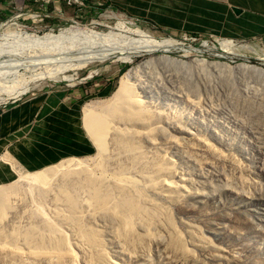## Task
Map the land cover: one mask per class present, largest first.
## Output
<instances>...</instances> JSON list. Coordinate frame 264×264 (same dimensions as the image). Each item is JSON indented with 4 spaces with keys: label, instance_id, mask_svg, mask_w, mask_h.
<instances>
[{
    "label": "rangeland",
    "instance_id": "obj_1",
    "mask_svg": "<svg viewBox=\"0 0 264 264\" xmlns=\"http://www.w3.org/2000/svg\"><path fill=\"white\" fill-rule=\"evenodd\" d=\"M84 5L16 20L26 12L10 5L0 23L39 37L15 33L3 53L53 57L56 76L76 78L44 80L21 98L80 94V125L91 145L88 155L41 170L12 165L15 179L0 184V264H264V77L252 66L264 61L249 52L232 59L218 45L226 39L264 54V39L173 35L102 2ZM121 20L156 39L194 48L205 41L216 51L83 66L76 58L86 54L126 55L137 38ZM30 71L0 74V93L28 81ZM128 73L142 106L115 100Z\"/></svg>",
    "mask_w": 264,
    "mask_h": 264
},
{
    "label": "crops",
    "instance_id": "obj_2",
    "mask_svg": "<svg viewBox=\"0 0 264 264\" xmlns=\"http://www.w3.org/2000/svg\"><path fill=\"white\" fill-rule=\"evenodd\" d=\"M0 0V23L10 5ZM107 4L127 16L145 20L154 29L196 37L232 40L264 39V0H88ZM72 101L45 92L0 107V184L24 171L44 169L66 156L88 155L91 145L81 128L80 94ZM20 175H18L19 177Z\"/></svg>",
    "mask_w": 264,
    "mask_h": 264
},
{
    "label": "bare ground",
    "instance_id": "obj_3",
    "mask_svg": "<svg viewBox=\"0 0 264 264\" xmlns=\"http://www.w3.org/2000/svg\"><path fill=\"white\" fill-rule=\"evenodd\" d=\"M24 16L32 17V15L28 13H23V14H19L16 17H14V19L16 20L19 18H23ZM113 17L118 19L114 15ZM6 23L0 24V74H4V75L10 74V75L19 76V75H24V73H19L20 71L31 70L30 73L27 74V75H30L31 77L28 81L27 79H25L26 83H23L25 80H22L23 81L22 83L21 81L20 82L15 81V82H12L10 86H7L3 90V92L0 93V104L3 105L9 101L18 100L22 96L31 92L32 90L41 88L44 80L46 81L49 80L52 83L60 82L63 80L67 82L75 81L76 78L74 76H70V77H60L59 76L58 77L56 76L57 72H54L53 69H49L50 67H53V65L57 61L53 57L37 56V55L22 57V56L16 55V52L13 53L14 55L9 53L8 51L3 53V51H1V48H5L6 47L5 45H9V43L6 42L7 40H9V37L15 38L14 36L16 35L17 36L16 38L20 36V37H30V38L39 39V37L36 34L29 33L27 30L24 32L20 30L17 31L16 28L22 27V24H6ZM118 24L123 26V29H125L126 32L131 34V36H134L137 38V39H134V38L131 39L132 41L131 46L127 48L126 55L123 58H119L117 55H115V53H106L109 51L108 50L106 52L96 54V55L86 54L85 56H80V57H77L76 59L81 60V62L86 61L85 63L83 62L84 63L83 66L85 65L87 66L88 65L87 63H90V65H92L98 62H105L107 60L115 61L117 59L118 60L120 59L128 63H133V58L135 57L153 55L158 52L164 53L166 56H168L169 54L173 52L184 53L187 55L194 56V54H197V53H205V54L211 55V53L216 51L215 50L216 48L214 46H211L208 42H205V41L201 42L199 48H194V47H189V46L187 47L173 38L156 39L154 36L149 35L148 33L138 28V26L134 23L121 20L120 22H118ZM13 30L16 32H13ZM49 37H51L50 33L46 34L44 37H41L40 39H45ZM4 42L6 43L3 44ZM2 45H4L5 47L4 46L2 47ZM218 45L222 47V50L224 49L225 51L229 52V54L233 57L232 59L245 58V53L249 52L253 54L254 56H257L256 57L257 60L264 61V54L260 53L259 49L255 45L244 44V45L238 46L233 41L226 40V39L218 40ZM65 59H73V57L65 58ZM88 59H91L92 61H88ZM76 65H79V64H76ZM254 65L252 66L253 68L257 70V73H260V75L264 77V68L258 65L256 66ZM39 68H43L44 70H47V71L37 73V69L39 70ZM37 76L39 77L38 80H37ZM130 78H131V73H128L125 77L121 78L117 92L115 94V97H116L115 100L116 102H120L122 107H125V108L131 107L132 105H134L135 107L140 104L142 106L141 101H139V97L135 94V92L133 91L131 87L132 85L130 84V81H131ZM105 127H106L105 123H102L99 126L100 132H97V133H102L105 130ZM4 196H5L4 192L0 191V218L2 217V212H3L5 201H6V199L3 200ZM129 205L133 206V203H129Z\"/></svg>",
    "mask_w": 264,
    "mask_h": 264
},
{
    "label": "built area",
    "instance_id": "obj_4",
    "mask_svg": "<svg viewBox=\"0 0 264 264\" xmlns=\"http://www.w3.org/2000/svg\"><path fill=\"white\" fill-rule=\"evenodd\" d=\"M84 9V0H25L20 10L26 13H34L37 17V11L43 13L44 18H50V13H61V8Z\"/></svg>",
    "mask_w": 264,
    "mask_h": 264
}]
</instances>
